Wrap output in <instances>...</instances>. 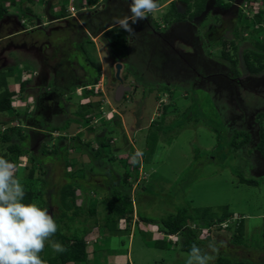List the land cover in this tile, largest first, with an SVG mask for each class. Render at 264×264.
<instances>
[{
    "label": "rangeland",
    "instance_id": "374dc122",
    "mask_svg": "<svg viewBox=\"0 0 264 264\" xmlns=\"http://www.w3.org/2000/svg\"><path fill=\"white\" fill-rule=\"evenodd\" d=\"M0 1L10 6L7 1ZM111 1L83 0L94 6L98 3L97 9L103 5L113 7L120 0ZM236 1L239 8L231 16L210 13L192 25L189 10L183 13L184 20H174L171 7L178 0H157L158 9L148 19L132 24V33L113 22L115 17L130 16L129 12L121 15L122 12L109 9L112 15L107 11V16L100 19L91 17L89 24L88 18L80 17L75 7L78 28L83 32L68 35L73 26L69 22L61 31H51L50 45L54 52L46 50L45 64L41 57L44 52L37 50V54L24 42L30 43L29 39L35 36L30 33L25 37L22 32L32 22L26 18V26L20 25L18 13L22 11L16 8L17 2L16 12H8L0 19V69L11 66L16 69L6 80L13 92L11 108L0 112V157L5 156L11 143L23 144L29 150V154L14 163L16 174L24 190L32 192L31 203L47 208L56 218L62 211L59 191L67 182V173L81 165L88 186L84 191L77 189L74 199L78 206H95L98 224L89 225L83 235L87 260L76 264L184 263L187 252L179 249L178 235L172 244L168 243L170 250L155 247L156 238L161 237L159 227L141 221L138 211L161 218L179 208L210 207L217 211L224 205L232 213L224 222L229 231L222 230L225 235L213 231L204 240L206 231L200 230L198 239L205 241L200 247L207 250L210 241H216L218 246L223 241L216 257L224 256L229 263L247 260L253 264L241 248H232L236 243L232 238L238 234L236 227L242 220L240 245L247 248L250 257L260 255L262 259L256 263L264 264V256L260 254L264 252L261 248L264 236L260 234L264 227V158L256 152L259 133L264 132V118L260 116L264 114V69L252 74L243 61L245 51L257 50L253 41L264 43V21L259 26L254 20L255 14H264V0ZM50 3L54 10L61 6L60 0ZM39 6L34 3L27 11L28 17L35 20L34 31L42 27L37 22L45 9ZM190 7L194 8L193 4ZM87 13L91 15L94 11ZM237 13L245 18L246 30L236 23ZM43 19L47 20L45 14ZM258 27L261 28L254 29ZM144 30L150 33H142ZM194 34L199 39H194ZM222 40H232L236 45L235 51L229 45L225 47L232 53L233 63L219 56L224 48ZM78 41H82L84 48L78 46ZM19 46L22 48L18 49ZM213 53H218V63L211 59ZM87 62L92 63L90 69L86 68ZM40 64L46 73L34 75ZM68 64L74 70V80L67 82V91L72 95L64 98L65 103L56 102L58 99L52 100L51 93L55 97L64 89L60 84L56 91L52 89L57 83L51 80L53 73L48 68L57 72L59 66L67 70ZM116 64H120L118 77ZM46 74L49 75L45 81ZM22 81H26L23 89L19 86ZM119 86L129 89L116 97ZM50 90L51 98H47ZM127 91L134 93L127 95ZM37 99L40 104L35 108L33 103ZM76 112L84 117L80 118ZM64 122L68 126H63ZM149 131L156 132L158 144L149 164H144L138 153ZM5 132L8 141L2 138ZM235 132L243 133L235 140L248 134V149L236 151L231 145ZM87 140L91 141V147H84ZM103 141L107 145L100 146ZM41 145L47 151L62 145L64 152L53 158L41 153ZM131 145L135 147L137 166L127 174L131 178L120 183L116 174L122 177L126 167L120 168L115 158H124ZM104 149L108 156L102 153ZM32 152L36 158L31 159ZM110 171L116 175L113 180ZM242 178L254 179L257 185L244 183ZM114 194L133 198V214L129 221L119 219L117 229L107 230L101 225V218L107 213L102 199ZM76 217L73 223L80 229L86 214ZM188 223L194 227L192 222ZM60 230L68 235L64 226ZM226 241L230 243L228 246ZM256 248L259 254H255ZM113 249L116 252H110Z\"/></svg>",
    "mask_w": 264,
    "mask_h": 264
},
{
    "label": "trees",
    "instance_id": "16d2710c",
    "mask_svg": "<svg viewBox=\"0 0 264 264\" xmlns=\"http://www.w3.org/2000/svg\"><path fill=\"white\" fill-rule=\"evenodd\" d=\"M5 1H9L11 4H15V2H17V7L20 8L21 2L19 1H16V0H5ZM182 1L186 3L187 11L189 10V12H191V15L188 16V18H192V15L198 14L203 9L206 3V0H195L193 3H190L189 0H182ZM215 2L216 4L222 5V6L228 5V2H225V0H215ZM190 4H193L194 8L190 9L191 8ZM6 11H7L6 7L4 6L3 3L1 4V1H0V19L5 16ZM171 13H174L175 21H181V20H184L185 18L184 15L176 12L173 6H172ZM244 20L245 18L243 16L239 17L238 19V23L241 25L242 30H246L248 28L247 24L244 23L245 22ZM254 20L259 25V23H261L262 20L264 21V14L263 15H260L258 13L255 14ZM259 28L261 27L254 28V29L257 30ZM235 34H236V30H234V35ZM221 42L224 48H222V50L219 52V56L223 60L232 61L231 63H233V60H232L233 57H231L232 53L229 52L228 51L229 49H226L225 47L229 45L232 51L233 50L235 51L236 45L234 41L222 40ZM78 43H79L78 46L84 48V44L82 43V41H78ZM252 43L257 48V50L256 51L255 50L245 51V53L243 54V61L250 73L257 74L261 70L264 69V43H260L256 41H253ZM216 54L218 53H213V56L211 57V59L218 63L217 58L219 57ZM83 64L85 67V63ZM87 64L88 65L86 66V68L90 69V67H92V63L87 62ZM15 70L16 69L12 66L7 67L6 69H0V112L8 111L11 108V97L13 96V92L9 91L6 80H7V77L15 74L14 73ZM86 80L88 81V79ZM86 80H84V83ZM93 81H96V78H94ZM25 83L26 81L20 82L19 86L21 89H23V86L25 85ZM133 87H135V85H133ZM132 91H127V95L128 94L133 95L134 92ZM124 95L127 96L126 92L124 93ZM88 105L89 104H87L86 106L88 107ZM76 115H78L80 118L84 117L82 113L76 112ZM260 116L264 118V114H260ZM68 124L69 123L64 122L63 126L64 125L68 126ZM242 134H243L242 132H235L232 135V141L230 143L234 148H236V151H238L240 148H242L245 144L249 142L248 134L247 135L245 134L246 136L243 137L242 139L235 140ZM2 138L4 141H8L9 139L8 133L7 132L3 133ZM77 138L79 139L80 137L78 136ZM216 138L218 139L217 135H216ZM157 141L158 139H157V135L155 131H149L146 134L144 145L140 149V152L138 153L139 155H141V158L144 164H149V162L151 161L153 157V154H155L156 146L158 144ZM170 142L171 141H169V143ZM90 144H91V141L87 140L84 142V147H91L92 144L91 145ZM101 145H107V141H103L102 144H100V146ZM130 147L131 149L128 151L127 155L124 158L121 159V157L115 156L116 157L115 160L118 162V164H120L119 165L120 168L126 167L125 168L126 170L123 169L124 175L122 177H121V174H116L117 176L120 177V179L119 177H117V179L120 180V183L126 181V179L128 178H131V177H128L127 174L129 172L131 173V170L133 169V167L137 166L135 163V161H137V158H136L137 154H135L136 152L135 147H133L132 145ZM28 151L29 150L26 147H24L23 144L11 143L7 145V153L5 154L4 158L15 163L16 160L20 156L26 153L29 154ZM40 151L41 153L45 155H51L53 158L54 157L58 158L64 152L62 145H57L51 151H47L44 145H41ZM95 151H97V148H95ZM106 151L107 149H104L102 153L108 156ZM257 151H259L262 157L264 158V132L262 130L259 133ZM36 157L37 156L32 152L31 159L36 158ZM111 174H112L111 177L113 180V178H115L116 175H114L113 172H111ZM67 176H68L67 182L61 187L59 191L60 192L59 204H60L62 211L59 217L57 218L54 217L58 225V231L52 237L53 240L61 243L64 246L65 251L59 252V253L54 252L51 249V247L48 244H46L44 251L40 254L42 259L46 262V264H67L70 262L73 264H76V263L86 261L87 260V253L85 251L86 243H85L83 235L87 232L89 225L98 224L95 218V213H96L95 206L94 205H88V207L78 206L74 199L75 197L74 194L77 189L80 191H84V189H87V186H88V183L84 181L85 173L81 165L79 168L77 167L76 170L69 171L67 173ZM241 180L242 182L247 183L249 185H257V182L254 179L242 178ZM25 193L26 195L24 198V202L31 203V200L33 197L32 192L25 191ZM102 200L106 203L105 206L107 209V213L101 218V220L103 221L101 225L107 228V230L117 229V223L119 219H125L128 221L131 220L132 214H133V198L130 199L129 195L114 194L113 196H111V198H106V199L104 198ZM82 214H86V217L83 218L82 220L83 224L81 225V228L77 229L75 223H73V220L77 218L76 216H79ZM231 214L232 213L228 210V206L224 205L220 208V210H217V211L212 210L210 207L179 208L174 214H170L169 216L161 217V218H152L150 216H145L143 215V213L138 211V218L141 221H144L147 223H153V225L159 227L157 231L160 233H164L165 235H173V237L178 235L180 239V241L177 240L178 241L177 245L179 249L181 251L188 253L193 243H196L198 246H201L202 244H204L205 242L204 240H208L210 238L213 231L214 232L216 231V233H218L219 231L223 233L222 230H226V233H227L229 230H227L226 228L223 229L222 227H220V223L229 219ZM90 218H92L90 220L91 223L88 224L87 220H89ZM189 221L193 223L194 227H191V225L188 223ZM60 223L62 224V226H64V228L68 232V235L65 233H61L60 227L62 226ZM78 223H81V222L78 221ZM158 223H160V225H156ZM242 225L243 224L241 220L239 224H237L238 227H236L238 234L234 236V238H232V241L236 242V244H240L241 242L240 237L242 234ZM211 228H213L214 230H212ZM200 230L206 231L207 236L204 238V240L198 239V236L201 233ZM262 234L264 236V228H263ZM172 242H174V239L166 241L164 238L162 239L156 238V241L154 242V246L161 248L163 250H167V248L168 250H170L171 248L168 245V243L172 244ZM113 251L116 252L114 249L111 250L110 252H113ZM176 264H185V262L184 263L179 262ZM214 264H251V263L248 261H241V260H234L229 263L224 256H217Z\"/></svg>",
    "mask_w": 264,
    "mask_h": 264
},
{
    "label": "clouds",
    "instance_id": "9594fccd",
    "mask_svg": "<svg viewBox=\"0 0 264 264\" xmlns=\"http://www.w3.org/2000/svg\"><path fill=\"white\" fill-rule=\"evenodd\" d=\"M158 7L157 0H131L130 16L115 17L113 22L132 33V24L148 19ZM25 195L24 186L16 174V165L0 157V264H46L40 255L46 244L54 252L65 251L61 243L52 239L58 231L54 217L47 208L25 203ZM224 222L220 223L223 229L228 227ZM160 238L174 239L165 234ZM223 244V241L219 242V246ZM219 246L216 241H210L205 250L193 243L186 254L185 264H214Z\"/></svg>",
    "mask_w": 264,
    "mask_h": 264
},
{
    "label": "crops",
    "instance_id": "0c3cea01",
    "mask_svg": "<svg viewBox=\"0 0 264 264\" xmlns=\"http://www.w3.org/2000/svg\"><path fill=\"white\" fill-rule=\"evenodd\" d=\"M23 1V0H22ZM24 1H26V3H23V2H21V3H23V5L21 6V3H20V8H18V7H16L14 4H11L9 1H7L8 2V4H10V6L9 7H6V9H7V11H6V14L8 15V12H16V10L14 9V7H16V8H18V10L20 9L22 12H20V13H18V14H20V16H21V23H20V25L21 26H26V23H25V20H26V18H28V20H29V22H32L31 24H30V26L28 25V26H26V27H23V30H22V32L25 34V37H27V35L28 34H30V33H34V36L35 37H32V38H30L29 39V41L28 42H30V43H27L26 42V40H24V42L26 43V45L27 46H30L31 48H33L34 50H36V53L38 54V52H37V50H39V51H41V52H44L42 55H41V57H42V59H43V64H45V54H47V49H50V51H51V53H53L54 52V49L52 48V46L50 45V43H52V41L50 40V36H51V34H52V32L51 31H54V30H56V31H61V30H59V29H61V28H63L64 29V27H67V24H69V23H71V25H73L71 28H69V29H71L72 30V32H70V30H69V32H68V35L69 34H72L73 33V35H79L81 32H83V31H81V29H79L78 28V23H79V20L78 19H76L77 17H76V15H75V13H74V11H75V7L77 8V11L79 12V16L80 17H82L83 19H85L84 17H87L88 19H87V22H89L90 20V18L91 17H95V18H98V19H100V18H102V17H105V16H107V14H108V10L110 9L111 11H112V9H114L115 11H117V12H122V14L121 15H125V13L126 12H129V2L128 1H126V0H120V1H118L117 2V4L116 5H114L113 7H111L110 5H108V8H107V6L105 7L104 5L103 6H101V7H99V9H97L98 7L96 6V5H98V0H97V4H95V6L94 5H92V4H86V3H84L83 2V0H60V5L61 6H63V7H61L60 6V8L58 9V10H54L53 9V7H52V4L50 3V1L51 0H37V1H35V2H33V3H31L32 2V0H24ZM100 1V0H99ZM108 2L109 0H104V2ZM114 0H112L111 2H113ZM31 3V4H30ZM35 3V6H37V5H40L39 7H42L43 9H45V10H47L46 11V13H45V10H42L43 12L42 13H40V14H42V16L41 15H39V16H41L40 18H38V22H37V24H39V25H41L42 27L39 29V31H34L36 28H37V26H36V24H35V20H33V18H29L28 17V15H27V11H30L31 9H32V6H33V4ZM62 3V4H61ZM27 9H29V10H27ZM90 10V11H89ZM91 11H94V13H92L91 15L90 14H88L87 12H91ZM108 11V12H107ZM84 12V13H83ZM110 13V12H109ZM130 13V12H129ZM36 14V13H35ZM43 14H45V16L47 17V20H45V19H43ZM109 15H112L111 13L109 14ZM60 22H62V24H64L63 26L62 25H60ZM69 22V23H68ZM78 22V23H77ZM89 24H90V22H89ZM77 27V28H75V26ZM149 26H150V23H149ZM75 29V30H74ZM147 30V29H146ZM146 30H144L142 33H144V34H146V35H148L149 33L146 31ZM66 30H64V32H65ZM74 31V32H73ZM75 32H78V33H75ZM152 34V33H151ZM153 37V36H152ZM151 37V38H152ZM198 37V36H197ZM9 38V37H8ZM69 38H70V36H69ZM196 37H194V39H195ZM22 39V38H21ZM23 40V39H22ZM69 41H72L73 42V40H69ZM195 45V44H194ZM23 47H25V45H22ZM15 47V46H14ZM16 48V47H15ZM18 49H20V48H22L21 46H19V47H17ZM46 48V49H45ZM45 50V51H44ZM183 52V51H182ZM4 53H6V52H4ZM48 55V54H47ZM24 61H26V60H24ZM28 61V60H27ZM29 62V61H28ZM30 63V62H29ZM47 65V64H46ZM32 66V65H31ZM40 66H41V68L38 70V71H36V70H34V75H38V73H42V72H44L43 74H45L46 73V71L45 70H43V65L42 64H40ZM48 70L49 71H51L50 73H53V74H50V78H51V80H56V83H57V85L58 84H60V86L59 87H61L62 89H64L63 91H60L59 93H57L56 95H55V97H53L52 96V90H50L49 92H48V94L46 95L47 96V98H53V99H55V98H57L58 100H55L56 102H63V103H65V101H64V98L65 99H68V97L70 96V95H72V94H69L70 92L69 91H67L68 90V83L67 82H69L70 83V81H72V80H74L72 77V75H73V73H74V70L73 69H70L69 68V64H68V68H67V70H64V68L63 67H60L59 66V69H58V71L57 72H55L54 70H57V69H54V68H52V67H49L48 68ZM48 75L49 74H46L45 75V77H44V79L43 80H45L46 81V79H47V77H48ZM40 76V75H39ZM63 83H65V85H63ZM52 86V85H51ZM56 87L57 86H55V87H52V89L54 90V91H56L57 89H56ZM56 89V90H55ZM51 93V97H48L49 96V94ZM63 99V100H62ZM33 104H35V103H33ZM35 106V105H34ZM60 108H61V105L59 106ZM248 144V143H247ZM247 144H245V146H243L241 149H239V150H244V147L246 148L247 147ZM247 149H248V147H247ZM246 149V150H247ZM238 150V151H239ZM256 152H258L257 150H256ZM118 166H119V164H118ZM118 168V167H117ZM264 216V215H263ZM264 228V227H263ZM263 228H262V231H263ZM223 233H224V231H223ZM223 233H220L221 235L223 234ZM260 234H262V232L260 233ZM225 235V234H224ZM226 245L228 246V244H230L228 241H226ZM232 244V243H231ZM232 248H234V246H235V248H237V249H239V248H241L245 253H246V256H248V258L253 262V264H257L258 263V260L259 259H262V257H259L260 255H257V256H255V257H250V254H248V252L249 251H247V248L246 247H244V246H242V245H240V244H236V243H233L232 244ZM262 247V249L264 250V245H261ZM259 247V246H258ZM179 250V249H178ZM240 250V249H239ZM262 251V250H261ZM255 254H259L258 253V251H257V248H256V250H255ZM261 255H263L264 256V252H261L260 253ZM247 261V260H246ZM256 261H257V263H256ZM249 262V261H248ZM259 264H261V263H259Z\"/></svg>",
    "mask_w": 264,
    "mask_h": 264
},
{
    "label": "flooded vegetation",
    "instance_id": "af4514ba",
    "mask_svg": "<svg viewBox=\"0 0 264 264\" xmlns=\"http://www.w3.org/2000/svg\"><path fill=\"white\" fill-rule=\"evenodd\" d=\"M126 1L131 2V0H126ZM194 1L195 0H193L192 3ZM225 2H228L227 6H222V5L216 4L215 0H206V3L204 5L203 9L198 14L192 15V18H190L192 25L196 24L197 21H202V19L208 17L210 13H215L221 17H227V16H231L233 14V12L239 8V2L236 0H231V1L226 0ZM185 6H186V3H184L182 0H178L177 3H173V7L175 8L176 12H180V14H182V15L187 10V8H185ZM239 17H242V15H240V13H237L235 16L236 23H238ZM178 22H181V21H178ZM184 22H186V21H184ZM167 24H169V23H167ZM172 24H174V22ZM152 32L154 34H156L154 29H152ZM194 37H196V39H199V37H197V34H194ZM205 40H206V38L204 39V41ZM52 100H54V99L52 98ZM39 104H40V101H39V99H37L36 103L34 104L35 108ZM52 111H53V109H52Z\"/></svg>",
    "mask_w": 264,
    "mask_h": 264
},
{
    "label": "water",
    "instance_id": "95a60500",
    "mask_svg": "<svg viewBox=\"0 0 264 264\" xmlns=\"http://www.w3.org/2000/svg\"><path fill=\"white\" fill-rule=\"evenodd\" d=\"M116 76L118 77V72L120 70V64H116ZM129 88L128 87H123L122 86H119V89L116 91V97L119 96V94L122 92V91H126L128 90Z\"/></svg>",
    "mask_w": 264,
    "mask_h": 264
},
{
    "label": "built area",
    "instance_id": "2783aa9c",
    "mask_svg": "<svg viewBox=\"0 0 264 264\" xmlns=\"http://www.w3.org/2000/svg\"><path fill=\"white\" fill-rule=\"evenodd\" d=\"M159 234H161V236H163L164 234L158 232ZM169 238L172 237L173 235H167Z\"/></svg>",
    "mask_w": 264,
    "mask_h": 264
}]
</instances>
